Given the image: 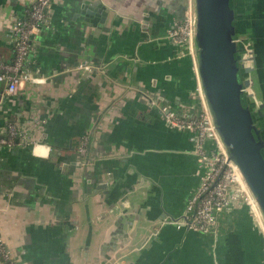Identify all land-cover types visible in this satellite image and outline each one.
I'll return each instance as SVG.
<instances>
[{
  "label": "crops",
  "instance_id": "obj_1",
  "mask_svg": "<svg viewBox=\"0 0 264 264\" xmlns=\"http://www.w3.org/2000/svg\"><path fill=\"white\" fill-rule=\"evenodd\" d=\"M96 2L104 22L83 15ZM33 3L0 0V63L13 61L12 23L28 19ZM190 5L52 0L26 58L44 80L13 96L0 82V128L15 123L26 133L0 144V230L19 263L110 264L123 239L121 264H264V232L243 200L218 215L215 236L169 222L199 186L200 169L191 134L171 128L147 95L178 115L199 109L198 48L192 54L168 37ZM245 7L256 57L251 101L264 113V0ZM82 62L92 69H77ZM124 199L134 223L114 235L111 208Z\"/></svg>",
  "mask_w": 264,
  "mask_h": 264
},
{
  "label": "built area",
  "instance_id": "obj_2",
  "mask_svg": "<svg viewBox=\"0 0 264 264\" xmlns=\"http://www.w3.org/2000/svg\"><path fill=\"white\" fill-rule=\"evenodd\" d=\"M52 0H34L28 19L16 18L12 23V31L16 38L15 56L10 63H0V82L6 85L9 95H16L26 81L40 83L44 78L34 74L26 64V58L34 35L46 24V10ZM196 30V13L194 0H191L189 12L184 21L173 26L168 37L178 44H185L194 54ZM79 70H91L92 65L82 62L77 66ZM56 72L55 74H57ZM199 78V75H198ZM199 109L194 114L178 115L166 104H160L152 96H148L150 104L158 106L165 122L173 129L186 131L191 134L194 143V153L197 157L201 181L186 204L182 214L169 222L177 229L191 230L202 235L215 236L218 232V215L243 200L259 218L264 232L263 216L255 198L250 192L237 164L230 158L227 146L218 132L214 117L207 102L202 84L197 87ZM26 133L15 123H8L4 132L0 128V144L13 145L16 139H21ZM87 137L80 145V153L85 159L87 152ZM34 145L37 142H33ZM80 164H87L80 161ZM168 222V220L166 221ZM165 223V220L162 221ZM110 264H121L116 257ZM0 262L3 264H21L14 257L11 249L4 241L0 230Z\"/></svg>",
  "mask_w": 264,
  "mask_h": 264
},
{
  "label": "water",
  "instance_id": "obj_3",
  "mask_svg": "<svg viewBox=\"0 0 264 264\" xmlns=\"http://www.w3.org/2000/svg\"><path fill=\"white\" fill-rule=\"evenodd\" d=\"M233 1L232 7L231 0H194L198 71L216 128L264 218V113L250 100L254 96L251 90L253 79L248 77L254 69L250 67V61L256 62L255 49L249 38H241ZM83 15L86 21L96 23L98 19L104 22L106 7L96 2ZM126 201L121 200L111 208L118 216L115 222L118 229L114 235L123 236L124 226L134 223L132 216L127 214L129 205ZM122 241L118 243L121 248L114 252L112 259L120 257L119 251L124 248Z\"/></svg>",
  "mask_w": 264,
  "mask_h": 264
},
{
  "label": "flooded vegetation",
  "instance_id": "obj_4",
  "mask_svg": "<svg viewBox=\"0 0 264 264\" xmlns=\"http://www.w3.org/2000/svg\"><path fill=\"white\" fill-rule=\"evenodd\" d=\"M247 1L248 0H235V3H236V11H237V14H238V29L240 31V34H241V38L242 36L245 37L246 34H247V29H248V25H249V21L247 20H244L243 17H241V15H243V13H245V9L247 7H245V5L247 4ZM246 32V33H245ZM245 34V35H244ZM250 61V60H249ZM250 67L251 68H254V65H253V61L251 62L250 61ZM253 71H250L248 74L250 77L251 74H252ZM254 97H250V100L253 99ZM244 104V103H243Z\"/></svg>",
  "mask_w": 264,
  "mask_h": 264
},
{
  "label": "trees",
  "instance_id": "obj_5",
  "mask_svg": "<svg viewBox=\"0 0 264 264\" xmlns=\"http://www.w3.org/2000/svg\"><path fill=\"white\" fill-rule=\"evenodd\" d=\"M231 6L233 7L234 6V1L233 0H231ZM245 97L243 98V103L245 104ZM263 154H264V151H263Z\"/></svg>",
  "mask_w": 264,
  "mask_h": 264
},
{
  "label": "rangeland",
  "instance_id": "obj_6",
  "mask_svg": "<svg viewBox=\"0 0 264 264\" xmlns=\"http://www.w3.org/2000/svg\"><path fill=\"white\" fill-rule=\"evenodd\" d=\"M243 16V15H242ZM243 17H246V16H243ZM5 241V240H4ZM6 243V242H5Z\"/></svg>",
  "mask_w": 264,
  "mask_h": 264
}]
</instances>
